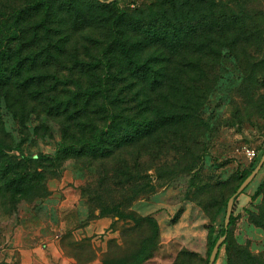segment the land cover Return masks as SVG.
Listing matches in <instances>:
<instances>
[{
  "label": "rangeland",
  "instance_id": "1",
  "mask_svg": "<svg viewBox=\"0 0 264 264\" xmlns=\"http://www.w3.org/2000/svg\"><path fill=\"white\" fill-rule=\"evenodd\" d=\"M161 1L119 0L118 6L131 13L158 8ZM223 1L236 14L244 15L232 30L207 31L205 35L191 37L175 53L157 50L155 46L140 51L141 59L151 58L153 68L166 73L165 81L155 85L159 93L154 95L152 110L162 107L169 113L182 112L184 117L163 126L159 133L136 146L120 150L114 162L125 160L122 164L137 170L146 180L149 175L155 178L160 167L159 174L165 176L170 172L167 181L130 203L125 217L102 215L86 192L92 185L96 167L84 166L75 158L56 163L46 173L49 195L22 200L12 215L0 203V264H19V259L6 261L4 257L12 240L21 239L16 228L24 224L32 234L42 222H53L47 228L48 235L59 242L62 239L65 255L73 256L78 264L96 259L103 264L104 257H128L151 234V226L140 220L146 215L157 220L160 234L152 256L142 264L206 263L210 243L225 222L229 197L237 189L242 173L255 168L264 152V0ZM219 22L223 25L222 20ZM197 41L202 46H194ZM57 68L63 76L55 84L67 90L71 84L69 76L75 70L72 60L56 57ZM168 77L173 80L168 81ZM177 78L184 81L180 87L184 92L177 90ZM130 81L118 83L117 87L128 84L136 89L150 87L145 82ZM24 106L15 107L26 115L25 121H20L6 99H0V121L4 128L26 155L55 154L58 128L64 120L46 119L43 124L53 126L52 134L49 125H42L34 114L27 115L31 107ZM38 126L40 129L36 130ZM183 155L186 157L183 162H196L190 172L177 170ZM263 178L264 164L235 198L234 221L228 232L237 246L232 251L237 257L233 264L264 262V226L253 221L264 205V194L256 193ZM99 219L107 222L101 225V230L96 224ZM215 264H228L226 245Z\"/></svg>",
  "mask_w": 264,
  "mask_h": 264
},
{
  "label": "trees",
  "instance_id": "2",
  "mask_svg": "<svg viewBox=\"0 0 264 264\" xmlns=\"http://www.w3.org/2000/svg\"><path fill=\"white\" fill-rule=\"evenodd\" d=\"M118 3L119 0H0V99H6L20 121H25L26 115L15 109L16 105L31 107L26 114L36 115L42 125H49L52 134L53 126L43 123L49 118L64 120L58 128L56 153L34 156L23 152L0 121V203L6 206L7 214L12 215L22 200L49 195L46 173L68 158L96 167L92 185L85 190L102 215L125 217L130 203L154 192L171 176L170 172L159 174V167L158 175H149L146 180V176L122 164L125 160L114 162L120 150L136 146L184 117L182 112L169 113L162 107L152 110L154 95L159 93L155 85L165 81L166 73L156 71L151 58L141 59L140 51L155 46L175 53L191 37L207 31L232 30L244 15L236 14L223 0H162L158 8L131 13ZM201 43L197 41L194 46ZM56 57L72 60L75 70L69 76L67 90L55 84L63 76L56 69ZM129 79L150 87H117ZM176 81L177 90L184 92L180 89L184 81ZM185 158L183 155L179 160L177 170L190 172L196 162H183ZM253 169L242 173L236 188ZM256 193L264 194V178ZM263 207L260 214L253 216V221L262 226ZM140 220L151 226V234L130 256L104 257L103 264H142L152 256L159 224L152 215ZM233 221L232 211L228 228L223 223L211 241L205 264L215 242L225 232L227 237L220 250L226 245L228 264L236 262L232 251L237 246L228 236Z\"/></svg>",
  "mask_w": 264,
  "mask_h": 264
},
{
  "label": "crops",
  "instance_id": "3",
  "mask_svg": "<svg viewBox=\"0 0 264 264\" xmlns=\"http://www.w3.org/2000/svg\"><path fill=\"white\" fill-rule=\"evenodd\" d=\"M49 223L53 222H42L41 225L34 228L32 234L30 227L24 224L16 228V232L20 233L21 239L12 240L10 246L5 248L4 257L6 261L19 259V264H78L73 256L71 258L65 255L62 239L59 242L55 237L48 235L50 234L49 229H47ZM105 223L107 224L105 220L99 219L96 224L100 226V229L101 225L103 227ZM60 224L63 225V221ZM35 235L39 237L35 238ZM34 238L35 240H33ZM85 264H100V261L96 259Z\"/></svg>",
  "mask_w": 264,
  "mask_h": 264
},
{
  "label": "water",
  "instance_id": "4",
  "mask_svg": "<svg viewBox=\"0 0 264 264\" xmlns=\"http://www.w3.org/2000/svg\"><path fill=\"white\" fill-rule=\"evenodd\" d=\"M107 1H113V0H107ZM263 164H264V152H263V155H262L261 159L259 160L258 164L256 165V167L241 182V184L239 185V187L237 188L235 193L232 196H230V198L228 199L227 211H226L225 222H224V225L226 228H228L229 223H230V218H231V214L233 211V205H234V201H235L236 196L238 194H240L252 182V180L255 178V176L258 174V172L262 168ZM226 237H227V232H225L223 235H221L217 239V241L215 242V244H214V246L210 252L208 264H215V261H216L217 255L219 253L220 247H221L223 241L226 239Z\"/></svg>",
  "mask_w": 264,
  "mask_h": 264
},
{
  "label": "built area",
  "instance_id": "5",
  "mask_svg": "<svg viewBox=\"0 0 264 264\" xmlns=\"http://www.w3.org/2000/svg\"><path fill=\"white\" fill-rule=\"evenodd\" d=\"M248 153H249L250 155H252V154H253V151H251V150H248Z\"/></svg>",
  "mask_w": 264,
  "mask_h": 264
}]
</instances>
